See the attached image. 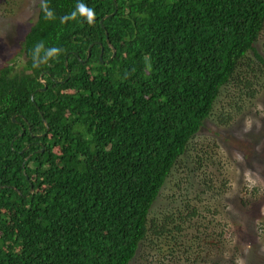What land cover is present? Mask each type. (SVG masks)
I'll return each mask as SVG.
<instances>
[{
    "label": "trees",
    "instance_id": "1",
    "mask_svg": "<svg viewBox=\"0 0 264 264\" xmlns=\"http://www.w3.org/2000/svg\"><path fill=\"white\" fill-rule=\"evenodd\" d=\"M36 10L0 64V264H129L149 235L171 255L197 215L155 221L150 207L222 88L253 97L264 0H40ZM202 234L192 264L223 241Z\"/></svg>",
    "mask_w": 264,
    "mask_h": 264
},
{
    "label": "rangeland",
    "instance_id": "2",
    "mask_svg": "<svg viewBox=\"0 0 264 264\" xmlns=\"http://www.w3.org/2000/svg\"><path fill=\"white\" fill-rule=\"evenodd\" d=\"M39 1L0 0V64L16 56ZM254 47L264 58V31ZM22 58L17 66L22 67ZM246 78L252 80L253 97L247 101L245 90L232 83L222 88L213 111L178 158L148 214L158 221L167 214L174 219L176 213L189 211L197 216L179 231L171 255L169 240L160 242L149 235L129 264H192L202 233L214 237L220 233L223 241L218 250L203 247L195 264H264V73ZM197 155L201 162H194ZM166 227L172 233V224Z\"/></svg>",
    "mask_w": 264,
    "mask_h": 264
},
{
    "label": "clouds",
    "instance_id": "3",
    "mask_svg": "<svg viewBox=\"0 0 264 264\" xmlns=\"http://www.w3.org/2000/svg\"><path fill=\"white\" fill-rule=\"evenodd\" d=\"M42 7L44 8V10H45V12H46V15H47L49 18H51V17H52V13H51L50 11L47 10V5H46V4H45V5H42ZM78 7H79V10H80L81 14H86V16H87V18H88V20H89V23H91V22H92V19H93V17H94V13L92 12V10H91V9H86L83 5H80V6H78ZM42 47H43V46L40 45V46H38V47L36 48V54H35L34 57H33V59H34V66H38L39 63L41 62V61L38 59V57H39V52H40V50H41ZM58 51H59V50H58V49H55V48L49 50V51L47 52V54H46L45 59L51 57L52 55H54V54L57 53Z\"/></svg>",
    "mask_w": 264,
    "mask_h": 264
},
{
    "label": "water",
    "instance_id": "4",
    "mask_svg": "<svg viewBox=\"0 0 264 264\" xmlns=\"http://www.w3.org/2000/svg\"><path fill=\"white\" fill-rule=\"evenodd\" d=\"M105 37H106V33H105ZM89 47H90V45L87 48V55H86V57H88ZM100 53H101V49H100ZM112 54H113V50H112ZM98 58L100 59V54H99ZM64 64H65V60H64ZM66 72L68 73V70ZM39 82H42V88L39 89L40 91H42L46 87V84L44 83V81L41 79L40 76H39ZM30 96H32V95H30ZM11 120L14 121V118L11 117ZM43 123L45 124V129L47 130V126H46V123L44 122V120H43ZM40 151H42V148H40Z\"/></svg>",
    "mask_w": 264,
    "mask_h": 264
}]
</instances>
